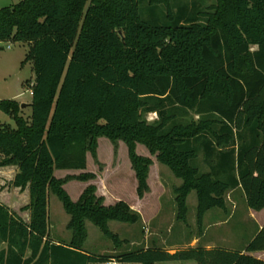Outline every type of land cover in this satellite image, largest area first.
<instances>
[{"label":"trees","instance_id":"1","mask_svg":"<svg viewBox=\"0 0 264 264\" xmlns=\"http://www.w3.org/2000/svg\"><path fill=\"white\" fill-rule=\"evenodd\" d=\"M176 1L22 0L0 9V44L27 43L36 72L28 119L17 100L0 101L16 122L0 125V166L16 167L13 186L30 197L28 221L0 201V264H264L255 255L264 225L243 248L88 251V221L120 246L109 223L142 217L126 201L105 204L95 186L73 201L64 186L75 177L55 175L85 170L107 137L127 145L139 197L152 160L138 144L182 179L179 220L187 221L193 191L199 226L211 209L227 213L229 191L241 189L249 209L264 211V0L175 11ZM51 195L70 216L69 242L51 238Z\"/></svg>","mask_w":264,"mask_h":264},{"label":"rangeland","instance_id":"2","mask_svg":"<svg viewBox=\"0 0 264 264\" xmlns=\"http://www.w3.org/2000/svg\"><path fill=\"white\" fill-rule=\"evenodd\" d=\"M21 1L0 0V9L15 6ZM144 2L146 4L147 0ZM181 3L188 5L190 9L205 10L216 5L217 0H177L174 5L175 11ZM28 50L29 46L24 42L7 41L0 44V101L17 100L21 105L26 104L25 107H21V110L22 115L27 119L32 114L31 86L36 79L33 62L26 61ZM155 118L154 114L148 116L150 121ZM3 124H10L16 128L15 120L0 110V125ZM137 152L152 160L148 177L149 190L143 197L138 195L136 172L132 166L127 145L123 141L113 143L107 137H100L97 156L88 154L85 170L56 171L55 175L58 178L75 177L69 179L64 186L73 201H78L89 186H95V194L104 197L105 204L126 201L142 217L138 224L116 221L109 223L111 231L123 242L120 246L108 239L97 226L88 221V239L85 244L88 251L115 256L123 251L155 245L174 252L179 247L222 245L229 248H243L247 244L254 233L251 230L257 224L251 217L241 189L227 193V213L216 208L220 210L217 218L224 219L222 224L208 218L203 221L202 226H199L197 221V194L193 191L188 197L189 212L187 221L184 222L178 219L179 210L175 192L176 187L182 184V179L177 178L168 166L161 164L157 156L152 154L145 145L138 144ZM202 167L203 170H207L206 166L202 165ZM16 171L15 166H0V201L28 221L29 211L23 208L29 204V191L13 186L12 181ZM82 174H93L94 177L82 181L77 178ZM49 216L51 238L57 242H69L72 238V232L68 230L70 216L66 213L62 201L55 195H51L49 199ZM212 218L216 217L212 216ZM225 221L228 222L225 223ZM214 223L218 224L213 226ZM214 228L218 230V234L214 233ZM99 264L131 263H120L113 259ZM191 264L197 263L191 262Z\"/></svg>","mask_w":264,"mask_h":264},{"label":"crops","instance_id":"3","mask_svg":"<svg viewBox=\"0 0 264 264\" xmlns=\"http://www.w3.org/2000/svg\"><path fill=\"white\" fill-rule=\"evenodd\" d=\"M19 189V188H18ZM236 191V190H235ZM231 192H234V191H231ZM250 210V213H251V217L254 219V221L256 222L257 225H255L253 227V230L254 231L256 228H261L263 225H264V211H261V212H255L253 211L252 209H249ZM220 210H216V209H211L209 211H207V213L205 214V217H204V221H206L208 218L213 220V222H215L216 220L218 222H220V224L223 223L222 220H224L223 218H217V215H220ZM212 216H214L215 219L212 218ZM228 222V221H225V223ZM218 223H214L213 226H216ZM211 227H213L212 225H210ZM214 233L215 234H218V230H215L214 228ZM212 243V242H211ZM217 246V245H216ZM207 247V246H205ZM212 247H215V246H208L207 248H212ZM173 252V251H172ZM256 256L264 259V251L263 252H257L255 253ZM173 264H191L190 262H179V263H173Z\"/></svg>","mask_w":264,"mask_h":264},{"label":"water","instance_id":"4","mask_svg":"<svg viewBox=\"0 0 264 264\" xmlns=\"http://www.w3.org/2000/svg\"><path fill=\"white\" fill-rule=\"evenodd\" d=\"M25 106H26V104H22V105H21L22 108L25 107Z\"/></svg>","mask_w":264,"mask_h":264}]
</instances>
